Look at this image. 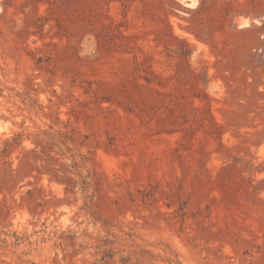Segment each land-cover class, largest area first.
I'll return each instance as SVG.
<instances>
[{
    "label": "rangeland",
    "instance_id": "1",
    "mask_svg": "<svg viewBox=\"0 0 264 264\" xmlns=\"http://www.w3.org/2000/svg\"><path fill=\"white\" fill-rule=\"evenodd\" d=\"M14 131L0 230L27 239L0 259L264 264V0H0V138ZM73 158L86 191L42 172L80 181Z\"/></svg>",
    "mask_w": 264,
    "mask_h": 264
},
{
    "label": "trees",
    "instance_id": "2",
    "mask_svg": "<svg viewBox=\"0 0 264 264\" xmlns=\"http://www.w3.org/2000/svg\"><path fill=\"white\" fill-rule=\"evenodd\" d=\"M38 135H40L41 133H37ZM42 134H48V139L47 142L51 145V148H56L58 150V153H60L61 155H65L68 152L71 151V147H70V141H72L71 137L68 135H62L60 134L58 137H56V135H50V133H47V131H43ZM22 137H23V133L19 132V131H14L13 134L11 136L5 137V138H0V147L2 145V149H0V155H10V153L21 143L22 141ZM34 150V149H32ZM73 162L72 164H70V166L72 167V170H68V171H72L74 173H76L79 177H80V181H76L71 175H67V178L64 179L61 176V171H65L64 168H57L53 165H50L49 168H46V170H43L42 172H46L49 173V180H56L58 182H66L67 185L65 186V189L68 191H72L73 188L72 186L79 184L81 182V189L83 191L88 190V182L86 181L82 171H80V165L79 163L75 160V158H73ZM66 232H70V230H61L60 233L58 230L55 231V235L59 234L60 237H64ZM3 232L0 230V249H6L8 248V246L10 244H12L13 246H18L21 243H23L27 238V235L25 233L21 234L18 231H14L13 232V237H14V241L12 242H8L6 237H2ZM82 249L88 248L87 246H84L83 244H81ZM92 247L99 249L101 248V244L97 243L96 245H93ZM80 249H75L74 250V255H77L80 253ZM116 254L117 252L111 249L108 250H104L103 253L101 254V258L100 260L103 261V264H114L117 263L116 260ZM0 262H3L5 264H12L10 262H7L6 260L0 259ZM120 262L122 264H134L131 263L129 260V257L126 256H121L120 257Z\"/></svg>",
    "mask_w": 264,
    "mask_h": 264
},
{
    "label": "bare ground",
    "instance_id": "3",
    "mask_svg": "<svg viewBox=\"0 0 264 264\" xmlns=\"http://www.w3.org/2000/svg\"><path fill=\"white\" fill-rule=\"evenodd\" d=\"M184 2H185V1H184ZM190 2H192V1H190ZM190 2H189V3H190ZM186 3H187V2H186ZM190 4H191V3H190ZM192 6H193V5H192ZM190 8H191V7H190ZM242 16H243V15H242ZM234 22H235V21H234ZM256 22H257V21H256ZM250 25H251V24H250ZM247 26H248V25H247ZM239 28H241V27H239Z\"/></svg>",
    "mask_w": 264,
    "mask_h": 264
}]
</instances>
